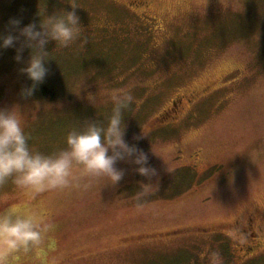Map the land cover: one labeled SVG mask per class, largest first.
I'll use <instances>...</instances> for the list:
<instances>
[{"label": "rangeland", "instance_id": "1", "mask_svg": "<svg viewBox=\"0 0 264 264\" xmlns=\"http://www.w3.org/2000/svg\"><path fill=\"white\" fill-rule=\"evenodd\" d=\"M140 1L130 9L126 0H0L3 35L10 20L39 27L43 9L72 11L71 3L82 27L69 47L46 45L48 73L36 90L51 99L21 96L30 49L21 62L20 42L0 50V109L19 105L30 144L52 153L128 89L124 139L148 155L158 186L141 192L150 181L119 161L117 185L84 178L41 193L31 210L49 231L12 264H210L213 252L222 264H264V0ZM174 98L182 110L171 124L158 121ZM22 201L12 185L0 188V211H23ZM248 218L262 246L240 263L234 238L212 230Z\"/></svg>", "mask_w": 264, "mask_h": 264}, {"label": "clouds", "instance_id": "2", "mask_svg": "<svg viewBox=\"0 0 264 264\" xmlns=\"http://www.w3.org/2000/svg\"><path fill=\"white\" fill-rule=\"evenodd\" d=\"M71 6L72 11L60 10L51 15L43 9L39 27L29 23L20 28L19 19L10 20L8 34H0V50L20 42L17 62L22 61L24 48L30 49V57L20 72L32 83L21 89L22 97H31L48 73L45 65L50 52L46 45L52 41L55 48H67L80 37L82 27L75 12L77 6L74 3ZM17 30L18 35H13ZM88 100L92 103L95 98L89 95ZM111 102L110 113L105 118L86 120L73 127L65 136V147L52 153H43L30 144L24 112L19 105L0 109V188L12 185L18 189L24 208L0 211V264H12L22 256L28 257L44 242L50 225L30 205L41 193L80 187L84 178L117 185L124 176V170L116 167L119 161L136 166L134 171L150 181L141 182V192L158 187L151 182L157 172L149 165L148 155L124 139L123 116L134 102L133 95L128 89H119L112 94ZM76 170L80 175H74ZM210 264H222L219 253H211Z\"/></svg>", "mask_w": 264, "mask_h": 264}, {"label": "flooded vegetation", "instance_id": "3", "mask_svg": "<svg viewBox=\"0 0 264 264\" xmlns=\"http://www.w3.org/2000/svg\"><path fill=\"white\" fill-rule=\"evenodd\" d=\"M126 1V5L130 9H138L145 6L140 0ZM182 105L183 100L181 98L172 99L169 108L161 113L158 121L171 124L174 116L178 115V113L182 110ZM212 231L217 235L220 234L222 237H226L228 239L234 238V240L231 241L236 245H234L235 259L240 263L246 261L249 258L248 255H252L254 251L260 249L262 246L261 241H259V232L255 229L251 218H248L245 222H241L236 219L231 223L215 227Z\"/></svg>", "mask_w": 264, "mask_h": 264}, {"label": "trees", "instance_id": "4", "mask_svg": "<svg viewBox=\"0 0 264 264\" xmlns=\"http://www.w3.org/2000/svg\"><path fill=\"white\" fill-rule=\"evenodd\" d=\"M31 81L29 82L28 85H26V87H28L29 85H31ZM35 98V97H38V98H41V99H51L52 97L48 94V92L45 90L44 87H38L37 90H36V93H34L31 97H24L26 99H29V98Z\"/></svg>", "mask_w": 264, "mask_h": 264}]
</instances>
